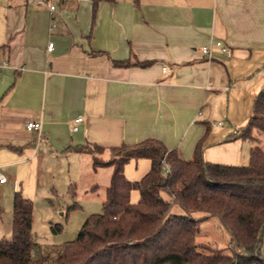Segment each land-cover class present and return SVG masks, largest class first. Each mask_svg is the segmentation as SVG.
<instances>
[{
    "label": "crops",
    "instance_id": "0c3cea01",
    "mask_svg": "<svg viewBox=\"0 0 264 264\" xmlns=\"http://www.w3.org/2000/svg\"><path fill=\"white\" fill-rule=\"evenodd\" d=\"M2 60L0 237L14 191L32 204L43 167L65 159L91 172L80 147L107 159L112 146L155 138L184 159L199 145L204 160L227 164L264 148L261 133L232 137L264 87V0H98L94 10L92 0H0Z\"/></svg>",
    "mask_w": 264,
    "mask_h": 264
},
{
    "label": "trees",
    "instance_id": "16d2710c",
    "mask_svg": "<svg viewBox=\"0 0 264 264\" xmlns=\"http://www.w3.org/2000/svg\"><path fill=\"white\" fill-rule=\"evenodd\" d=\"M97 1L92 0V10ZM112 63L132 64L127 60ZM256 132L264 135V87L256 93L247 121L232 137L253 140ZM80 149L92 152L93 167H111L100 211L87 214L74 237L63 241L53 258L47 253L34 256L32 204L14 191L11 232L0 237V264H264L260 250L264 150L257 144L244 164L206 161L199 145L191 158L184 159L155 138L112 146L107 159L98 155L102 147L96 144ZM140 157L149 160V168L138 179L126 178L124 164ZM132 188L138 190L136 201L130 200ZM171 203L183 212H170ZM196 211L201 215L192 214ZM212 215L229 234L228 251L195 240L200 221Z\"/></svg>",
    "mask_w": 264,
    "mask_h": 264
},
{
    "label": "rangeland",
    "instance_id": "374dc122",
    "mask_svg": "<svg viewBox=\"0 0 264 264\" xmlns=\"http://www.w3.org/2000/svg\"><path fill=\"white\" fill-rule=\"evenodd\" d=\"M262 146H264V139ZM262 149L264 150V148ZM63 160L62 164L55 160L54 163L43 167L39 173L41 189L31 198V236L35 241L32 252L34 256L47 253L49 259L53 258L61 243L74 237L85 216L101 209L104 189L109 182L110 166H91V172L85 173V169L80 165L73 169L71 164L69 165V161ZM141 161H144L145 165L140 162L135 164L133 159L125 165L124 173L131 180L138 179L146 170L144 168L148 163L147 159L142 158ZM80 163H83V160ZM49 179L52 180V184L48 183ZM161 194L171 200L165 192ZM137 199L138 190L132 188L130 200L136 201ZM169 211L180 213L183 212V209L177 203H171ZM192 214L199 216L201 212L196 211ZM8 222L9 219L6 220V224ZM9 235L10 231H7L5 236ZM195 240L215 243L219 247H223L224 251H228L229 234L216 216L212 215L200 221ZM260 250L264 256V229Z\"/></svg>",
    "mask_w": 264,
    "mask_h": 264
},
{
    "label": "built area",
    "instance_id": "2783aa9c",
    "mask_svg": "<svg viewBox=\"0 0 264 264\" xmlns=\"http://www.w3.org/2000/svg\"><path fill=\"white\" fill-rule=\"evenodd\" d=\"M41 0H38V3H40ZM49 9H52L54 7V4L53 3H49L48 5ZM213 45L220 51V52H224L226 51V46L222 44V42L217 39L213 42ZM52 48V41H48L47 42V45H46V49L47 50H50ZM201 51L205 54H207L208 57L211 56V53H210V46L209 45H204L201 47ZM6 64V61L5 60H2L0 62V66H4ZM162 69H165V67L163 66ZM262 71L264 73V65L262 67ZM74 123H77L81 120V117L80 116H77L75 117L74 119ZM25 126L27 129H35V130H40V121L39 120H28L26 121L25 123ZM73 129L76 128V125L74 124L72 126ZM6 179V176L0 171V182H3L5 181Z\"/></svg>",
    "mask_w": 264,
    "mask_h": 264
}]
</instances>
